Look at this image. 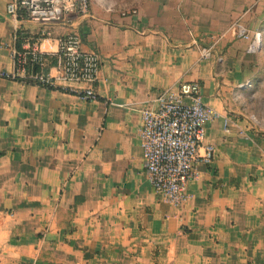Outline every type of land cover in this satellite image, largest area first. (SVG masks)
<instances>
[{"label":"crops","instance_id":"1","mask_svg":"<svg viewBox=\"0 0 264 264\" xmlns=\"http://www.w3.org/2000/svg\"><path fill=\"white\" fill-rule=\"evenodd\" d=\"M8 2L0 71L26 44L41 65L28 56L17 81L0 78V264H264V0H89L47 25ZM69 33L99 57L92 100L84 84L33 83L58 76ZM182 83L217 117L199 150L211 163L175 208L146 179L139 130Z\"/></svg>","mask_w":264,"mask_h":264},{"label":"built area","instance_id":"2","mask_svg":"<svg viewBox=\"0 0 264 264\" xmlns=\"http://www.w3.org/2000/svg\"><path fill=\"white\" fill-rule=\"evenodd\" d=\"M88 11L89 0H9L6 6L7 15L14 20L25 19L43 25L56 23L73 13L85 16ZM13 40L17 45L18 36L15 35ZM259 44L256 36L249 51L256 52ZM81 47L78 34L63 36L59 40L58 76H39L33 83L43 87H52L54 80L84 84L87 87L79 96L83 100H92L94 96L89 85L97 80L100 60L93 52H83ZM202 53L207 57L209 50L204 49ZM28 56L32 62L41 61L28 44L21 50L16 46L13 50L14 71H0V78L17 81L27 68ZM156 101V107L147 106L140 113L139 139L144 173L163 202L178 208L187 200V186L196 178V165L211 163L213 149L205 147L202 155L199 150L206 139L207 125L217 114L203 103L201 87L197 83H182L176 91L159 95Z\"/></svg>","mask_w":264,"mask_h":264},{"label":"trees","instance_id":"3","mask_svg":"<svg viewBox=\"0 0 264 264\" xmlns=\"http://www.w3.org/2000/svg\"><path fill=\"white\" fill-rule=\"evenodd\" d=\"M33 64V66H34V72H37L38 71V69H40V62L37 60V61H35V62H33L32 63Z\"/></svg>","mask_w":264,"mask_h":264}]
</instances>
